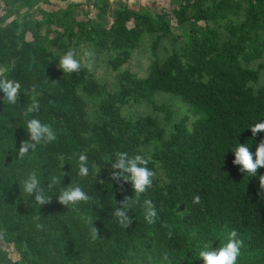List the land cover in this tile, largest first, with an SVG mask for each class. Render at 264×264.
<instances>
[{
	"label": "trees",
	"instance_id": "trees-1",
	"mask_svg": "<svg viewBox=\"0 0 264 264\" xmlns=\"http://www.w3.org/2000/svg\"><path fill=\"white\" fill-rule=\"evenodd\" d=\"M0 3L6 14L0 16V64L21 84L16 105L4 104L0 92V230L6 232L0 244L12 245L19 255L12 261L0 249V264H204L199 251L206 244L223 246L232 230L243 241L237 264H264V189L259 186L264 168L251 177L232 163L239 143L255 153L264 140V132L253 137L249 128L264 121V0H174L169 12L160 13L124 3L112 8L103 1L89 21H77L69 10L38 21L32 15L19 18L33 0ZM48 24L62 31L42 35ZM142 42L150 59L146 76L123 69L115 91L85 67L71 75L54 67L66 51L85 46L117 71ZM33 86L40 109L24 117ZM156 93L186 103L192 119L183 116L168 132L149 116L123 115L126 106L146 103L170 120L169 107L154 103ZM101 94L102 120L91 123L86 99ZM33 117L50 125L57 140L18 159L21 141L29 139L26 120ZM151 146L146 159L155 173L153 185L129 211L131 226L121 228L113 211L135 193L130 181L110 179L115 153L143 156ZM81 153L89 162L84 178L77 175ZM32 171L53 197L51 203L40 207L23 193L21 182ZM52 176L61 184L49 190ZM71 182L91 197L77 210L56 199ZM145 199L155 205V224L144 220ZM84 217L99 229L98 239H91ZM37 222L43 230L36 229Z\"/></svg>",
	"mask_w": 264,
	"mask_h": 264
},
{
	"label": "clouds",
	"instance_id": "clouds-1",
	"mask_svg": "<svg viewBox=\"0 0 264 264\" xmlns=\"http://www.w3.org/2000/svg\"><path fill=\"white\" fill-rule=\"evenodd\" d=\"M94 65L93 53L85 51L81 58H77L76 49H69L59 57L58 67L64 74L71 75L78 73L82 67L92 71ZM9 67L0 64V92L3 93V103L8 105H16L19 99L21 84L14 79L8 77ZM26 95L29 93H25ZM31 103L23 110L22 115L28 117L33 113H38L40 109L37 96L39 93L36 87L33 86L30 90ZM253 137L258 133L264 132V121L257 122L249 127ZM26 132L29 139L23 140L18 149V159H23L34 152L37 146L47 145L57 140V135L54 129L39 119L33 117L26 120ZM234 159L232 163L239 166V171L245 176H257L258 169L264 168V140H261L256 147L255 153L250 150L247 144H238L233 150ZM61 161L64 157H59ZM88 156L84 153L78 156V172L77 175L81 178L89 175ZM149 160L142 155L129 156L127 152L117 151L115 153V161L111 164L112 171L110 179L117 182H131L135 196L133 198L125 197V199L114 209L113 215L116 218L117 224L124 229H127L133 223V217L129 215V211L133 205L137 203L140 196L146 193L153 185L155 173L147 167ZM64 165H62L63 167ZM22 191L25 195L33 197L36 204L40 207L52 202V196L46 194L45 189L41 186V181L38 178L37 172H30L25 179L22 180ZM61 184V178L58 176L50 177L47 188L52 190L56 185ZM122 186V185H121ZM259 186L264 189V175L259 176ZM56 199L61 205L66 208L71 207L72 210H77L76 206L80 203H87L91 197L82 189L79 184L72 182L63 187ZM201 202L200 196L193 197V203ZM143 216L147 224H155L157 220V211L151 200L145 199L143 202ZM34 221H39L40 216L33 217ZM90 225V236L92 240L99 238V229L94 226L91 217H84ZM37 230H43L44 224L37 222L35 224ZM6 232L0 230V240L5 238ZM238 232L232 230L228 234L227 242L218 248L213 249L207 244L199 251L198 257L203 260L204 264H237L238 257L241 254L243 241L238 238ZM169 238L172 232H168ZM163 259L168 260L167 254Z\"/></svg>",
	"mask_w": 264,
	"mask_h": 264
},
{
	"label": "rangeland",
	"instance_id": "rangeland-1",
	"mask_svg": "<svg viewBox=\"0 0 264 264\" xmlns=\"http://www.w3.org/2000/svg\"><path fill=\"white\" fill-rule=\"evenodd\" d=\"M108 2L111 4L112 8H117L116 3H124L129 8L136 11L149 10L153 13L169 12L172 9L171 2L174 0H33V7L30 11L26 12L24 10L19 11V18H28L29 15L34 16L38 21L45 18L44 14H54L56 18L58 14L65 10H69L70 16H73L77 21H89L96 19L97 9L96 5H101L102 2ZM3 3H0V16L6 18L4 13ZM5 16V17H4ZM14 15L10 16L6 22L11 21ZM106 22L108 26L111 23V17L106 16ZM172 26L175 27V21L172 19ZM62 29L57 27L55 24H48L41 30V34L50 37L55 32H60ZM180 32V30H177ZM182 39V38H181ZM180 39V40H181ZM142 45L133 52L130 60L117 71H112L106 65V57L102 55H96L93 53L94 65H93V75L102 84H105L108 91H115L117 87L118 76L121 74L123 69L128 70L132 73L138 75V77L143 78L147 74L148 64L150 63L148 46L146 42H142ZM170 45V43H168ZM86 51L85 46H80L77 52V58H81L83 53ZM59 61V59H58ZM55 68L58 67V62H54ZM59 68V67H58ZM124 70V71H125ZM102 99L101 95H96L86 99L87 116L91 123H99L102 120V113L99 109V104ZM154 103L157 105H166L172 112V117L170 120L166 119V112H154L151 105L143 103L138 105H129L123 109V115L126 118L137 119L142 116H149L155 122L165 128L168 132L171 131L172 125L178 122L183 116H188L190 120L192 119L191 114L188 111V105L182 102L177 97L168 94L156 93L153 96ZM153 147H148L143 149V156L145 158H150ZM19 161H14L17 163ZM0 249L7 253V257L12 261H18L19 255L15 251L12 245H1Z\"/></svg>",
	"mask_w": 264,
	"mask_h": 264
}]
</instances>
